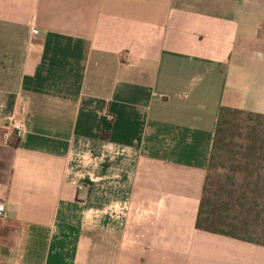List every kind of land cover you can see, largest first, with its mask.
<instances>
[{
  "label": "crops",
  "instance_id": "0c3cea01",
  "mask_svg": "<svg viewBox=\"0 0 264 264\" xmlns=\"http://www.w3.org/2000/svg\"><path fill=\"white\" fill-rule=\"evenodd\" d=\"M224 106L264 114V0H0V264H264L196 228Z\"/></svg>",
  "mask_w": 264,
  "mask_h": 264
},
{
  "label": "trees",
  "instance_id": "16d2710c",
  "mask_svg": "<svg viewBox=\"0 0 264 264\" xmlns=\"http://www.w3.org/2000/svg\"><path fill=\"white\" fill-rule=\"evenodd\" d=\"M196 228L264 246V114L220 109Z\"/></svg>",
  "mask_w": 264,
  "mask_h": 264
},
{
  "label": "built area",
  "instance_id": "2783aa9c",
  "mask_svg": "<svg viewBox=\"0 0 264 264\" xmlns=\"http://www.w3.org/2000/svg\"><path fill=\"white\" fill-rule=\"evenodd\" d=\"M32 34L37 35L39 31L37 29H32ZM8 126L11 127L13 130V133L16 135V137L21 138L25 135L27 132L26 125L23 120L17 119L15 117H11ZM7 216V210L3 203H0V220L4 219Z\"/></svg>",
  "mask_w": 264,
  "mask_h": 264
}]
</instances>
